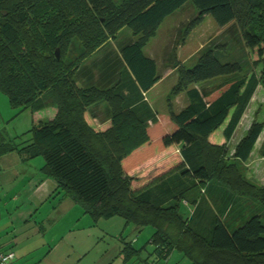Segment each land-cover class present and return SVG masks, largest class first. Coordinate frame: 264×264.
<instances>
[{"label": "trees", "instance_id": "1", "mask_svg": "<svg viewBox=\"0 0 264 264\" xmlns=\"http://www.w3.org/2000/svg\"><path fill=\"white\" fill-rule=\"evenodd\" d=\"M187 2L196 11L190 31L206 16L224 30L192 67L175 66L178 86L194 85L185 90L188 104L178 113L154 112L145 95L161 76L144 48ZM123 29L132 39L78 69ZM74 40L81 53L65 64ZM246 51L254 58L246 64L249 73H242ZM259 85L264 87V0H0V93L18 112L57 110L52 120L32 126L23 147L0 137V157H42V176L93 222L120 217L125 226L151 227L157 260L176 250L190 264H264V186L241 168L264 122L251 124L232 164L226 145ZM99 102L112 114L104 132L85 120ZM225 122L226 143L211 144L209 136ZM173 145H181L182 162L150 187L131 190L128 173ZM192 193L201 196L188 200ZM183 205L194 207L190 215L181 213ZM128 251L125 244L122 253Z\"/></svg>", "mask_w": 264, "mask_h": 264}, {"label": "crops", "instance_id": "2", "mask_svg": "<svg viewBox=\"0 0 264 264\" xmlns=\"http://www.w3.org/2000/svg\"><path fill=\"white\" fill-rule=\"evenodd\" d=\"M209 30L216 31L215 36H217L224 29L219 28L217 25H199L195 30L198 43H200V40L211 37L212 32ZM198 43L196 46H198ZM199 47V49L203 47L201 43ZM248 54L251 55L249 51L244 53L245 56ZM260 70L261 67L258 71ZM147 94L148 92L145 95V99L148 102ZM262 102H264V91H262L261 86H258L231 140L226 143L222 134L226 120L218 130L209 136L208 141L213 145L219 146L226 143L228 158L232 159L238 142L245 136L251 124L254 121L259 122L256 120V115L260 111ZM45 110L46 108L32 113H43ZM56 112L57 110L52 108L53 118ZM89 120L86 119L91 127L94 126V123L99 124V121L95 118ZM36 122L38 123V121ZM101 125L104 126L105 123ZM241 126L243 131L235 139L234 136L239 132ZM106 128L101 130H106ZM262 143H264V130H262L255 143L256 149H253L250 157L242 166L244 167L245 175L248 176L250 181L264 186V157L261 156ZM173 146L180 150L181 145ZM161 153L163 152L157 155ZM21 161L24 164L32 165L37 160L34 158L23 161L22 157L16 152L0 157V254L13 253L14 259L11 264H134L129 262L133 252L138 249H145V242L141 246L139 245L141 236L134 243H129L131 251L124 254L122 250L124 245L128 243L122 237L124 233L122 232L119 237L123 246L119 244L113 250V247L104 244L103 235H111L109 231L100 230L98 233H93V230H85L86 228L83 224L88 225V228H92L93 220L85 213L83 208L82 211L78 207L79 204L74 203L69 197L65 196L52 179L42 176L40 169L44 164L33 166V168L26 167L31 172L29 177L31 181L29 182L20 181L18 183L17 181L19 175L25 174L24 170L21 173L15 171L14 179L16 180L11 177L10 181H7L4 175H6L9 166L16 165ZM181 162L182 159L179 155L178 164ZM140 166L129 173L131 174ZM193 208V206L188 205L186 213L190 215ZM74 209L78 215L71 219L69 213ZM121 225V227L125 226V222L121 223ZM150 239L151 237L149 238V243ZM147 261V259L142 260L140 264H148ZM158 261L160 262L157 259L153 260V264H158ZM166 264H169V262Z\"/></svg>", "mask_w": 264, "mask_h": 264}, {"label": "rangeland", "instance_id": "3", "mask_svg": "<svg viewBox=\"0 0 264 264\" xmlns=\"http://www.w3.org/2000/svg\"><path fill=\"white\" fill-rule=\"evenodd\" d=\"M112 1L116 5H119L126 0ZM195 17L196 11L193 8L192 3L187 2L182 8L177 10L173 15L167 17L163 21L161 26L157 29L156 36L152 38L144 48V53L152 57L156 62L158 74L161 76L160 81L148 92L146 97L154 112L163 114L168 112L178 113L188 104L185 90L194 87V85L179 87L180 85L178 84V69L175 68V66L177 64H180V66L186 68L192 67L198 58L197 53L199 54L201 49L210 44H214L220 41V36L223 31L219 35L217 34V36H215L216 31L209 30L212 32L211 37L205 38L202 41L200 40L199 42L203 47L199 49L200 43H198L197 36L195 34L196 28L191 31L188 28V24L193 19H195ZM198 25L216 24L209 16H206ZM205 28L210 29L208 27ZM130 39H132L131 32L128 29H123L117 35L116 41H111L110 43H108V45L103 46L96 53L81 61L78 65V69H80L83 65L88 66L94 62L99 61V59H101L103 55H105L109 51H117L118 47L121 44L129 41ZM197 43L198 46H196ZM58 53L60 56V52ZM80 53L81 46L78 41L74 40L72 46L69 47L67 53L64 56V63L68 64L74 62L78 58ZM253 58L254 57L249 54L245 56L243 60L245 69H243L242 73H249V70H251V68H246V64L251 63L253 61ZM259 68L260 66L255 69L257 73H259ZM92 74L94 75V80H97L99 73L96 69L92 68ZM212 83L215 84V82H211L209 84H205L204 87L209 88L211 85H213ZM195 86L200 87V85ZM262 91H264V87H262ZM52 108L55 109V107L53 106H48L43 113L38 114L32 113L31 110L18 112V110H14L10 107L7 97L0 93V137L7 142H16L17 144H20V147H23L29 141V131L31 130L33 125L38 124L39 121L47 122L49 120H52ZM106 109V103L99 102L97 105L91 107L85 114V120L95 118L99 121V124L94 123V126L92 127L88 124L96 132H104L112 126V121L110 120V117L112 115L110 114L111 111L106 114ZM256 120H258L259 122L264 121V102H262L260 105V111L256 115ZM36 121H38V123ZM102 123H105V125L102 126ZM105 127H107L106 130H101ZM242 131L243 127L241 126L239 132H237L234 138L236 139L237 137H239ZM256 147L257 146L255 145L254 149H256ZM179 155V149L173 146L172 148L164 150L163 153L157 156L154 155L155 157L153 156L154 158H150V161L146 162V160L145 164H141L142 166L134 170V172H132L131 174L128 173L129 178H131V190L139 191L142 189H146L153 185L156 182L157 178L168 174L171 170H174L176 166L180 164H178ZM36 160L37 161L35 162V164L32 165L24 164V162L21 161L16 165L13 164L11 165V167L9 166L6 175H4L6 180L10 181L9 179L11 177H13L14 179L15 171L21 173V171L24 170L25 174L19 175L17 179L18 183L20 181L24 183L31 181L29 179L31 172L30 170H27L26 167L33 168V166L44 164V159L42 157H38L36 158ZM233 161V159H230L228 164H232ZM241 168L244 169L243 166H241ZM199 196H201V193H192L187 198L188 200H191L193 198L197 199L199 198ZM78 207H80V209L83 208L81 205H79ZM184 211H186V207L183 205L181 208V213H183ZM69 215L72 219L76 217L78 213H76V210L74 209L70 211ZM121 223H124V220L122 218L114 217L113 219H100L97 222H94L92 228H88V225L86 224H83V226H85V230H93V233H98V231L100 230H104L106 232L109 231V234L111 235H103L104 244H107L109 247H113V250L116 246L118 247L119 244L123 246L122 240H120L119 237L121 236L122 232H124L122 237L128 244L132 242L134 243L135 240H137L138 237L141 236L139 245L141 246L145 242V249H138L137 251L133 252V256H131L129 262L140 264L142 260L147 259L148 264H153V260H155L156 258L153 255L154 246L149 243V238L153 235L154 230L151 227H144L138 230V228L132 224L121 227ZM168 262L169 264H190L189 260L184 257L182 258L180 253L177 251L172 252L166 260H160L158 264H166Z\"/></svg>", "mask_w": 264, "mask_h": 264}, {"label": "built area", "instance_id": "4", "mask_svg": "<svg viewBox=\"0 0 264 264\" xmlns=\"http://www.w3.org/2000/svg\"><path fill=\"white\" fill-rule=\"evenodd\" d=\"M14 259V254L11 252L0 254V264H11ZM147 264V263H144Z\"/></svg>", "mask_w": 264, "mask_h": 264}, {"label": "water", "instance_id": "5", "mask_svg": "<svg viewBox=\"0 0 264 264\" xmlns=\"http://www.w3.org/2000/svg\"><path fill=\"white\" fill-rule=\"evenodd\" d=\"M59 51L58 50H56V58L57 59H59V53H58Z\"/></svg>", "mask_w": 264, "mask_h": 264}]
</instances>
